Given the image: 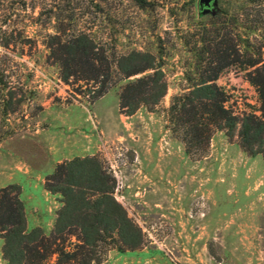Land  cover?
<instances>
[{"label":"rangeland","instance_id":"obj_1","mask_svg":"<svg viewBox=\"0 0 264 264\" xmlns=\"http://www.w3.org/2000/svg\"><path fill=\"white\" fill-rule=\"evenodd\" d=\"M239 1L215 0L203 9L197 0H0V19L10 12L0 28L15 39L0 46V187L18 185L26 228L48 231L59 204L43 188L44 175L59 161L93 155L113 176V196L142 240L133 249L107 241L91 264H264L261 154H248L224 129L185 150L166 113L171 96L187 89V76H196L201 27L225 16L233 34L242 30ZM56 27L89 31L109 60L131 49L152 53L165 93L153 107L127 114L118 108L123 80L116 75L94 98L91 82H63L42 43ZM244 72L230 64L214 81L234 114H258ZM73 240L68 234L66 248ZM41 264H57L55 254Z\"/></svg>","mask_w":264,"mask_h":264},{"label":"trees","instance_id":"obj_2","mask_svg":"<svg viewBox=\"0 0 264 264\" xmlns=\"http://www.w3.org/2000/svg\"><path fill=\"white\" fill-rule=\"evenodd\" d=\"M238 8L240 32H231L225 16L219 25L201 27L194 47L199 64L196 76H187V89L171 96L166 113L169 128L179 133L185 150L201 148L214 129H224L227 135L236 134L238 145L248 154L260 153L264 160V0H240ZM9 16V10L3 13L0 27ZM60 29L46 32L42 43L63 82L70 78L91 82L95 86L89 88L90 97L94 98L113 85L116 75L123 80L118 108L127 114L139 105L153 107L165 93L163 72L152 53L131 49L109 60L89 31L64 33ZM23 40L31 41L29 37ZM10 43L15 44L11 32L0 28V46ZM230 64L245 69L244 77L260 103L258 114L238 115L225 106L226 94L214 79ZM113 187V176L93 155L57 162L43 180V188L59 201L51 227L44 231L39 225L26 228L18 185L1 186L0 250L6 264H41L51 254L57 264H91L98 261L97 249L107 241L115 240L119 248L139 246L140 230L114 198ZM68 234L74 240L66 248Z\"/></svg>","mask_w":264,"mask_h":264},{"label":"water","instance_id":"obj_3","mask_svg":"<svg viewBox=\"0 0 264 264\" xmlns=\"http://www.w3.org/2000/svg\"><path fill=\"white\" fill-rule=\"evenodd\" d=\"M215 3V0H197L199 8L208 9Z\"/></svg>","mask_w":264,"mask_h":264}]
</instances>
